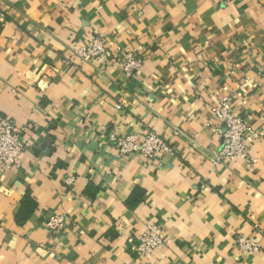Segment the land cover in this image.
<instances>
[{"label":"crops","instance_id":"crops-1","mask_svg":"<svg viewBox=\"0 0 264 264\" xmlns=\"http://www.w3.org/2000/svg\"><path fill=\"white\" fill-rule=\"evenodd\" d=\"M0 13V116L26 129L20 168L0 171V264H264V239L253 256L232 247L264 226V0H0ZM92 30L142 68L73 58ZM222 99L254 133L247 160L214 166ZM171 126L173 155L151 162H120L99 134ZM52 214L68 218L56 233ZM148 224L166 243L140 260L129 238Z\"/></svg>","mask_w":264,"mask_h":264},{"label":"built area","instance_id":"built-area-1","mask_svg":"<svg viewBox=\"0 0 264 264\" xmlns=\"http://www.w3.org/2000/svg\"><path fill=\"white\" fill-rule=\"evenodd\" d=\"M2 14L0 13V19ZM72 57L82 63H96L103 61L107 67H115L126 77L137 73L143 66L142 58L134 52H115L110 47L107 34L92 30L90 36L79 39L71 47ZM264 79V75H263ZM116 109H121L116 106ZM212 117L217 121L216 132L221 142L220 150L211 159L214 166L231 164L235 160H247L248 149L254 133V127L243 117L232 112L226 99H222L218 108L213 110ZM105 128L101 127L99 134L112 144L120 162L138 157L142 161L151 162L167 155H173V141L182 135L179 128L171 126L166 135H158L145 130L141 136L137 134L118 135L115 132L105 135ZM25 127L18 125L8 117L0 116V171L13 172L20 168V157L24 150L22 137ZM251 163H255L252 160ZM73 178L64 180V185L70 187ZM65 214H52L45 222L46 229L51 233L62 230L67 224ZM253 234H237L232 247L238 255L253 256L262 249L261 240L264 239V226H252ZM130 250L140 260H148L159 252L166 243L162 226L148 224L144 229L129 238Z\"/></svg>","mask_w":264,"mask_h":264}]
</instances>
